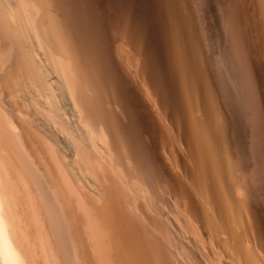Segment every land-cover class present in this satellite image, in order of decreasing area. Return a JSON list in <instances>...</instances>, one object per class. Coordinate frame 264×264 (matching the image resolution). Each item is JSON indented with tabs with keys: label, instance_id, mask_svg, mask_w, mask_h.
Returning <instances> with one entry per match:
<instances>
[{
	"label": "bare ground",
	"instance_id": "6f19581e",
	"mask_svg": "<svg viewBox=\"0 0 264 264\" xmlns=\"http://www.w3.org/2000/svg\"><path fill=\"white\" fill-rule=\"evenodd\" d=\"M261 1L259 12L255 13L261 15L259 21L264 30V1ZM79 2L0 0V264H171L173 251L168 254L169 258L164 254L166 250L163 255L158 247L163 237H159L158 241L156 235L160 236V232L163 234L166 225L168 230L165 232L168 231L170 239L176 236V232L178 235L183 233L177 231L178 222L172 213L177 207L182 209L177 208L178 211H185L183 215L186 213L191 217L192 223L195 222L193 224L198 227L200 235L203 234L200 238L205 239L204 235L214 236V242L210 240L215 245L212 250L193 249V244L187 247L194 251L190 258L193 264H264V199L261 201L263 196H257L254 179L247 178L250 163L245 164L240 132L235 125L227 122L226 116L232 110V104L228 105L227 89L231 88L229 83L226 88L223 81L224 62L217 54V39H212L211 27L205 18V8H200V0H140L138 4L144 13L139 11L137 16L131 17L124 11L133 1L122 0L119 1L122 15H118L116 23L117 40L125 44L133 56L130 60L133 63V77L145 83L149 89L152 106L146 107L141 100L137 105L145 111L147 108L154 118L149 124L156 131L152 129L151 132H159L160 125L157 126L156 120L160 116L164 119L165 124L161 121L159 124L166 125L172 139H164L166 145L163 148L167 151L162 149L169 156L163 153L170 157L171 165L176 163L179 166L181 170H178L182 171L188 183L175 176L173 171L177 170L176 166L175 170L172 166L171 171L170 163L163 159L168 158L160 152L162 141L158 138V132L154 141L148 138L150 136L146 138L150 140L149 144H153L151 154L149 151L145 157L148 166H151V171L146 172L150 173L148 176L143 170L144 164H141L145 160H137L136 150L128 146L132 143L130 140L128 143L127 138L132 137L124 136L126 140L122 138L125 134L128 136L129 129L133 127L126 129V133L123 128L127 126L125 123L122 126L125 134H122L121 126L116 123L119 119H113L111 113L113 117L105 115L103 108L106 104L104 107L100 99H108L106 97L109 95L106 93V96L105 92L110 86L114 87L115 82L116 86L117 81H114L112 68L100 70L99 65L105 67L110 61L99 49L102 44L98 47V37L93 36L94 33L97 35L93 22L90 23L93 33H88L89 22L83 20L82 12L85 10L80 11ZM235 3L238 5L235 1L230 2L232 5ZM243 4L239 5L244 7L246 4ZM251 4L248 2L247 6ZM192 5L195 11L199 9L196 13L204 16L203 25L202 20L200 26L198 22L195 24L196 13ZM242 7H239L241 11ZM229 8V12L235 9ZM237 13H233L232 18L230 16L233 14H229L228 20L233 21ZM244 13L241 14L248 17L246 11ZM142 15L147 20L141 18ZM254 15L250 18L258 20ZM133 17L135 20L131 24ZM142 20L147 21V25ZM251 23L239 24L247 31L243 34L241 32L244 31H239L242 36L247 34L250 37L249 33L253 30L248 24L255 27L258 22ZM231 24L228 23L229 27ZM246 25L252 31L246 30ZM145 30H149V38ZM263 30L260 41L264 39ZM255 34L253 32L252 39L248 40L254 42ZM245 40L247 38L243 43L248 49ZM146 42H150V51H153L151 61L146 55ZM243 43H240L241 47ZM251 47L250 50L254 52V46ZM260 48L264 51L263 47ZM244 49L238 51L243 50L244 55ZM261 54L264 55V52ZM127 73H121L123 82H126ZM112 81L114 84H111ZM122 109L126 114L128 108L126 110L122 106ZM128 118L129 122L133 119ZM134 121L138 124L137 120ZM68 135L75 138L72 144H69ZM180 173L179 177L182 175ZM131 179H137L142 184L141 188L145 185L150 194L161 187L165 194V201H161V204L165 202L167 208L164 213L161 211L165 227L153 215L157 212L150 210L146 213L140 198H137L135 185L139 184ZM131 181L135 192L131 191ZM89 186L91 193L87 194L85 192ZM143 191L146 192V189ZM165 207L161 205L158 208ZM158 214L159 217L162 215L160 212ZM181 228H184L185 234L187 226ZM168 233H164L165 236Z\"/></svg>",
	"mask_w": 264,
	"mask_h": 264
},
{
	"label": "rangeland",
	"instance_id": "374dc122",
	"mask_svg": "<svg viewBox=\"0 0 264 264\" xmlns=\"http://www.w3.org/2000/svg\"><path fill=\"white\" fill-rule=\"evenodd\" d=\"M80 1V0H79ZM78 0H77V2H79ZM106 1H108V3L106 2ZM111 1V2H110ZM119 1L121 2L122 0H85V2H84V0H83V2H82V0H81V2H79L80 3V11H83V10H85V12H86V14H85V12L83 11L82 13L84 14V19L83 20H85L86 22H89L88 24V26L91 28V24L90 23H92L93 25V28H94V30H96L95 32H97V35H95L96 33H94V35L93 36H96V37H98V41H100V42H98V47L100 46L99 44L101 43L102 44V46H100V48L99 49H102L103 50V54H105L104 56H106V58L108 59L109 58V61H110V64L111 65H113V67L111 66V67H108V65H110V64H108L107 62L108 61H106V65H105V67H103L104 65L102 64V66L101 65H99L100 66V70L101 69H103V71L107 68H109V70L112 68V73L113 74H115L114 75V77H115V80L114 81H117V85L115 86V84H116V82H115V84H114V82L112 81L111 82V84H114V87H112V86H110V88H109V90L108 91H106L105 92V95H106V93L109 95V96H107L106 98H108L109 100H111V101H109L108 103H107V101H108V99H106V100H104V98L103 99H100L101 101H103V105H104V107H105V104H106V107L105 108H103L104 110H105V115L106 116H108V118L111 116V117H113L111 114H113L114 115V117H113V119L114 118H116L115 120H118V122L116 121V123H118L117 124V126H121V128H122V126L123 125H126L125 123H127V126H124L123 128L125 129V131H126V129H129V128H132V129H129L130 131H128V136H127V134H125V131H124V133H123V128L121 129V131H122V134H125V135H123L122 136V138H125L124 136H126V138L127 137H132V138H127V142H128V140H130V142L133 144H128V146H130L131 148H133V150L135 151V153L137 154L136 155V157H137V160L139 159V161L141 160V161H144L143 163L141 162V164L143 165H141L144 169L143 170H145V173L146 172H150L151 171V166H148L149 165V163L147 162V160H146V154H148L149 153V151H150V154H151V152H152V150L150 149V148H152V146L151 145H153V144H149V141L146 139L148 136H150V137H148L149 139H151L152 138V141H154L153 140V138L155 139L156 137V133L158 132H156V133H153V132H155L156 130V128L154 127V126H151L150 124H151V120H153L154 118H152L151 117V115H150V111L146 108V111L144 110V108H141V107H139L137 104H138V102H139V100H141V102L146 106V107H151L152 105V103H151V99L149 98L150 96H149V89H148V87H147V85H145V83L143 84L142 82H140L139 81V79L138 78H135V77H133L134 76V70H133V63L132 62H130V60H131V58H133V56L131 55V50L128 48V47H126V45L125 44H122L121 42H120V40H117L118 38L117 37H119V35L117 34V28H116V23H117V18L119 17V16H121L120 15V13H122V10L120 9V3H119ZM124 1V0H123ZM131 1H133V2H131V4H129L130 6H128V8L124 11V12H126L127 13V15H129L130 17L132 16V15H138L140 12L139 11H141V8H140V5L138 4L139 3V1L140 0H131ZM190 1V0H189ZM239 2L240 0H200V4H201V9L202 8H205L204 9V11H205V18H207V24L211 27V36H212V39L215 41L216 39V41H217V54L220 56V58L222 59V61L224 62V68H225V76H222V78L224 77V79H223V81H224V83H226V88H228L227 87V85H228V83H229V87L231 88H229L230 90H228L227 89V98H228V101L230 102H228V105H231L230 106V108L232 109V110H236V112H234V111H232L229 107H228V112H230V110H231V112L230 113H228L227 114V122H228V124L229 125H235V128H236V130H239V132H240V139H241V144H242V146L241 147H243V151H242V153H243V155H244V158H245V164H247V162H249L248 164V174H247V178H250L251 179V177L254 179V180H252L253 181V183L254 182H256V183H254L255 184V186H256V188H257V196H258V194H259V198L260 197H262V199H260L261 201H263V199H264V195H262V194H264V189H262L264 186V109H262V108H264V106H263V103H264V99H263V97H264V71H263V69H264V66H263V63H264V61H262V60H264L263 58H264V55L263 54H261V53H263L264 51H263V49H261L260 47H263L264 48V39L262 38V40L260 41V36L261 35H263V33L261 34V31L263 30L262 29V26H260L261 24H260V21H259V19H260V14L257 16L256 15V13L257 12H259L258 11V8H259V6L258 5H261V3H262V1L261 2H259V0H258V2H257V0L255 1V2H253L254 0H241L242 2H244V4H243V6L245 7H242V6H240L241 4H242V2L241 3H238V5L235 3L234 5H232V4H230V2L231 3H233V2ZM264 1V0H263ZM71 2L73 3V2H75V0H71ZM114 2V3H113ZM137 2V3H136ZM202 2H204V3H202ZM245 2H247V3H245ZM248 2H249V4L250 3H255L254 4V6L252 5H250L249 7L247 6L248 5ZM78 3V4H79ZM133 3V4H132ZM194 3V2H193ZM136 4H138L137 6H136ZM240 4V5H239ZM209 5V6H208ZM229 5H232V6H229ZM126 6V5H125ZM193 6V11H194V13H196V11H198L199 9H197L196 11H195V9L196 8H194V5H192ZM196 6H197V3H196ZM142 7V6H141ZM229 7H232V8H235V9H233V11H231L230 10V12H229ZM237 7V8H236ZM239 7H242V11H241V8H239ZM251 7V8H250ZM84 8V9H83ZM87 8V9H86ZM89 8V9H88ZM227 8H229V9H227ZM240 9V12H239V9ZM248 8V9H247ZM257 8V9H256ZM81 9H83V10H81ZM133 9V10H132ZM136 9H138L137 11H136ZM249 9H252V10H250V13L251 14H249ZM108 10V11H107ZM119 10V11H118ZM129 10V11H128ZM238 12H236V11ZM246 11V14H248V17H247V15H246V18H245V11ZM254 10V11H253ZM89 11V12H88ZM133 11V12H132ZM135 11V12H134ZM204 11H203V13H204ZM248 11V12H247ZM253 11V12H252ZM255 11H256V13H255ZM113 12V13H112ZM141 12H143L144 13V10H142ZM228 12H229V14H236L237 13V16L235 15V17H237L236 19H235V17L232 19L233 21H231L230 22V20H228ZM232 12V13H231ZM115 13V14H114ZM130 13H131V15H130ZM137 13V14H136ZM241 13H244V15H242ZM255 14L254 16H255V18L257 19L258 18V20H255L254 19V17H251V18H253V19H251L250 18V16H253V14ZM234 14L232 15V16H230V18H232L233 16H234ZM92 15V16H91ZM115 15V16H114ZM119 15V16H118ZM144 15V14H143ZM143 15H142V17L141 18H146V16H144L143 17ZM226 15V16H225ZM239 16V17H238ZM244 16V17H243ZM193 17H194V15H193ZM200 17V18H199ZM145 18H144V20H145ZM248 18H250V20L252 21V23H251V21L250 20H248ZM263 18V17H262ZM89 20L90 19V21H87V20ZM194 21H195V24L198 22V24L197 25H199L200 24V22H201V20H202V24L201 25H203V22H204V16L202 17V16H200L198 13H196V15H195V17H194ZM237 19H243V20H241L242 22H243V24L245 25L246 24V22L248 23H251V24H255V23H259V25H258V23L256 24L257 26H258V28H261V29H259L258 30V28H256L257 26L255 25V27L253 26V25H250V24H248L251 28H252V30H251V28H249V26L247 27V25H246V30H249V31H252L251 33L253 34V32L254 33H256L255 35H254V38H253V41L254 42H251V39H252V34L251 33H249L250 34V37H247L248 35L246 34V35H244V36H242V34L243 33H245V32H247V31H245V30H243L242 29V26H240V25H242V22L240 21V20H237ZM111 20H113V22L111 21ZM134 17H133V22L131 23V24H133L134 23ZM144 20H142V21H144ZM146 20H147V18H146ZM238 21V23H237V21ZM236 21V22H235ZM221 24H220V23ZM232 22H234L233 24H231ZM240 22V23H239ZM255 22V23H254ZM113 24V25H110V24ZM143 23H147V21H144ZM205 23V22H204ZM228 23L229 24H231L230 25V27H229V25H228ZM85 24V23H84ZM144 24V25H145ZM236 24H238V25H236ZM240 24V25H239ZM134 25H136V24H134ZM147 25V24H146ZM233 25V26H232ZM86 27L87 29L89 28V27ZM200 26V25H199ZM208 26V27H209ZM239 26H240V28H239ZM260 26V27H259ZM111 27H113V28H111ZM90 28L88 29V33H90L91 31V33L90 34H92L93 33V28H91V30H90ZM97 28V29H96ZM236 28H239V29H236ZM241 30L242 31H244V32H241ZM90 31V32H89ZM146 31V30H145ZM213 31V32H212ZM230 31V32H229ZM239 31L242 33H239ZM258 31H260V33H258ZM264 31V30H263ZM237 33L238 34V36H239V38H238V36H236L234 33ZM146 33H147V38H149V30H147L146 31ZM114 34H115V37H116V35H117V37L115 38L114 37ZM230 34V35H229ZM241 34V35H240ZM258 34H260V35H258ZM258 35V36H257ZM103 36V37H102ZM214 36V37H213ZM232 38H231V37ZM234 36H236V37H234ZM246 36V37H245ZM258 37V38H255V37ZM100 37V38H99ZM229 37V38H228ZM264 37V36H263ZM235 38V39H234ZM244 38H247V40H245V43L247 42V48L248 49H246V46L244 45ZM248 38H251V39H249L248 40ZM219 39V40H218ZM240 39V40H239ZM257 39H259L258 41H259V43H258V41H257ZM234 40H235V42L236 43H238V41H239V44H236L237 46H238V50L239 49H244V47H245V49H244V55H246V56H244V55H242L243 53V50H240V51H238L237 50V46L235 45V42H234ZM105 41V42H104ZM110 42V43H109ZM220 42V43H219ZM231 42V43H230ZM232 42H234V43H232ZM243 43V47H241L242 46V44H240V43ZM147 44H146V55H147V57H149V60H150V58L153 56V51H150V49H151V44H150V42L148 43V42H146ZM248 43H250V44H248ZM118 44V45H117ZM233 45L232 47H233V49H231L232 47H230L231 45ZM255 44V45H254ZM149 45H150V47H149ZM241 45V46H240ZM250 45V46H249ZM256 45H258L257 46V48H255L256 47ZM219 46L221 47L220 49H221V51H220V49H218L219 48ZM236 46V47H235ZM251 46H254V48H255V50H257V51H255L254 50V52H255V55L253 54L254 52H253V50H250L252 47ZM126 47V48H125ZM230 47V48H229ZM239 47H241V48H239ZM250 47V48H249ZM259 47V48H258ZM110 48V49H109ZM149 48V49H148ZM253 48V49H254ZM108 49V50H107ZM235 49V50H234ZM260 49V50H259ZM104 50H107V51H104ZM110 50V51H109ZM246 50V51H245ZM247 50H249V51H247ZM150 51V52H149ZM237 53H236V52ZM242 51V52H241ZM251 51V52H250ZM259 51V52H258ZM262 51V52H261ZM247 52V53H246ZM249 52V53H248ZM257 52V53H256ZM261 52V53H260ZM129 53V54H128ZM147 53H149V54H147ZM241 53V54H240ZM221 54V55H220ZM237 54V55H236ZM248 54H249V56L250 57H252V58H250V57H248ZM257 54H259V55H257ZM236 55V56H235ZM257 55V56H256ZM112 56V57H111ZM131 56V57H130ZM238 56V57H237ZM242 56H243V60H241L242 59ZM262 57V59H261V57ZM111 57V58H110ZM125 57H127V58H125ZM130 59H129V58ZM245 57H247V59H248V61H247V59L245 58ZM258 57H260V59L258 58ZM105 58V57H104ZM124 58V59H123ZM237 58V59H236ZM241 58V59H240ZM246 60H245V59ZM126 59V60H125ZM151 60H152V58H151ZM150 60V61H151ZM240 60V61H239ZM257 60L259 61V62H257ZM242 61H243V63H242ZM256 61V63H253V62H255ZM261 61V62H260ZM241 62V63H240ZM248 62V63H247ZM128 63V64H127ZM130 63H132V64H130ZM237 63V64H236ZM232 64V65H231ZM243 64H245V65H243ZM255 66H254V65ZM257 64V65H256ZM259 64V65H258ZM122 65V66H121ZM118 66V67H117ZM129 66V67H128ZM254 66V67H253ZM102 67V68H101ZM127 67V68H126ZM241 67V68H240ZM244 67H248V68H244ZM250 67H252V68H250ZM130 68V69H129ZM242 68H244V69H242ZM250 68V69H249ZM258 68V69H257ZM259 68H260V70H259ZM247 69H248V71H247ZM257 69V70H256ZM125 70V71H124ZM250 71V72H249ZM258 71V73H254V72H257ZM263 71V72H262ZM120 72V73H119ZM126 72H128L127 73V75H126V77H125V81L126 82H123L124 80H122V76H123V74L124 73H126ZM245 72V73H244ZM253 72V74L255 75L256 74V77L254 78V75L252 74L251 75V73ZM121 73H123L122 75H121ZM226 73H227V75H226ZM119 75V76H118ZM223 75H224V71H223ZM225 77H226V79L228 80H225ZM252 77H253V79H252ZM258 77H260V80L258 79ZM135 78V79H134ZM255 79V80H254ZM257 79H258V81H257ZM118 80H120V81H118ZM135 80H137V81H135ZM257 81V82H256ZM135 82V83H134ZM248 82V83H247ZM252 82V83H251ZM121 83V84H120ZM126 83L128 84L127 85V87H126ZM119 84V85H118ZM138 84V85H137ZM120 85H122V86H120ZM261 85V86H260ZM260 86V87H259ZM115 87H118L119 89H117V88H115ZM144 87V88H143ZM259 87V88H258ZM139 88V89H138ZM129 89V90H128ZM135 89V90H134ZM146 89V90H145ZM118 90V91H117ZM253 90V91H252ZM111 91H113L112 93L114 94H112V93H110ZM121 91H124V92H121ZM146 91V92H145ZM228 92H230V93H228ZM119 95H118V94ZM123 93V94H122ZM254 93V94H253ZM123 96H122V95ZM139 94L140 95H142V96H140L139 97ZM117 97H116V96ZM120 95L122 96V97H124V98H122V97H120ZM144 95V96H143ZM147 95V96H146ZM232 95H234V96H232ZM256 95V96H255ZM255 96V97H254ZM260 96V97H259ZM262 96V97H261ZM105 97V96H104ZM113 97H114V99H113ZM120 97V98H119ZM138 97V98H137ZM141 97H143V98H141ZM232 97V98H231ZM241 97H243V98H241ZM248 97V98H247ZM136 98V99H135ZM149 98V99H148ZM262 98V99H261ZM125 99V101H124V103H123V100ZM129 99V100H128ZM231 101H230V100ZM132 100H133V102H132ZM233 100H234V102H233ZM261 100V101H260ZM263 100V101H262ZM117 101H119V102H117ZM131 101V102H130ZM127 102V103H126ZM255 102V103H254ZM257 103V104H256ZM236 104V105H235ZM128 105V106H127ZM130 105H131V107H132V109L130 108ZM151 105V106H150ZM259 105V106H258ZM122 106L123 107H125L126 108V110H127V108H128V112H129V110H132V111H130L132 114H130V112H129V118H128V114H127V111H125V113L126 114H124V110L122 109ZM136 106H137V108H136ZM237 106V107H236ZM259 108H258V107ZM235 107H236V109H235ZM120 108H121V110H120ZM246 108V109H245ZM248 108V109H247ZM258 109V110H257ZM114 110V111H113ZM144 110V111H143ZM144 113H143V112ZM252 111V112H251ZM256 111V112H255ZM261 111V112H260ZM136 112V113H135ZM142 114H141V113ZM145 112H147V113H145ZM111 113V114H110ZM136 115H135V114ZM149 113V114H148ZM235 113V114H234ZM145 114V115H144ZM148 114V115H147ZM231 114V115H230ZM127 115V116H126ZM134 115H135V117H137V119L134 117ZM230 115V116H229ZM233 115H235V116H233ZM242 115V116H241ZM115 116H117V117H115ZM133 117V119L134 120H137L138 121V124H139V126L141 125L142 127L140 128L139 126H138V124H137V122L136 121H134L131 117ZM142 116V117H141ZM150 116V117H149ZM153 116V115H152ZM231 117V119L229 118V117ZM247 117H248V119H247ZM263 117V118H262ZM127 118L129 119V120H131V122H129L128 120H127ZM157 118V117H156ZM155 118V119H156ZM237 118V119H236ZM242 119V121H241V119ZM143 119V120H142ZM160 119V120H159ZM159 119H157L156 121H158L156 124H157V126H159L160 125V128H159V132H160V134H159V132H158V138L159 139H161L160 141H162L161 142V145H159L161 148V150L162 151H160V152H162V156H164L165 155V151H167V149L166 148H163V145H166V141L164 142V139H166V138H171V135H170V133H169V130H168V128L166 127V125L164 126V124H165V122H164V119L162 120V117L160 116V118ZM140 120V121H139ZM142 120V121H141ZM150 120V121H149ZM119 121H120V123H119ZM129 122V124H130V126H128L129 124H128V122ZM132 121H134V122H136L135 124H137V126H135V124H134V122H132ZM155 121V122H156ZM164 122V124H162V123H160L159 124V122ZM252 121V122H251ZM124 122V123H123ZM140 122V123H139ZM235 122V123H234ZM246 122V123H245ZM123 123V124H122ZM133 123V124H132ZM147 123H148V125H147ZM150 123V124H149ZM161 125H162V127H161ZM116 126V127H117ZM132 126V127H131ZM250 126V127H249ZM119 127H117V129H119L120 130V128ZM135 127V128H134ZM149 127V128H148ZM245 127V128H244ZM247 127V128H246ZM145 128V129H144ZM167 128V129H166ZM154 131H153V130ZM246 129H248V130H246ZM153 131V132H151V131ZM164 130V131H163ZM165 130H166V134L164 133L165 132ZM148 131H149V133L150 134H148ZM162 131H163V133H162ZM243 131H244V133H243ZM130 132V133H129ZM132 132V133H131ZM120 134H121V132H119ZM126 133H127V131H126ZM141 133H143V134H141ZM121 134V135H122ZM161 134H162V136H163V138H162V136H161ZM168 134H169V136H168ZM239 134V133H238ZM245 134V135H244ZM242 135V136H241ZM71 135H68V137H67V139H68V141L70 142L69 144H72L71 142H72V139H75L74 137L72 138V136L70 137ZM144 136V137H143ZM154 136V137H153ZM160 136H161V138H160ZM165 136V137H164ZM167 136V137H166ZM137 140H135L134 138ZM126 138H125V140H126ZM142 138V139H141ZM141 139V140H140ZM172 139V138H171ZM245 139H246V141L248 142V144H247V142L245 141ZM139 140V141H138ZM148 141V142H145V141ZM135 141V142H134ZM168 142V141H167ZM243 142V143H242ZM260 142V143H259ZM129 143V142H128ZM136 143V144H135ZM141 145H140V144ZM173 143V142H172ZM171 143V144H172ZM251 145H250V144ZM135 144V145H134ZM139 144V145H138ZM145 144H147L146 146H145ZM132 145V146H131ZM248 145V146H247ZM139 146H141V147H139ZM165 147V146H164ZM167 148L169 147V146H166ZM247 147H249V148H247ZM138 148V149H137ZM166 149L165 151L163 150V149ZM159 149V148H158ZM141 150H143V151H145L144 153L141 151ZM148 150V151H147ZM245 150V151H244ZM133 151V152H134ZM140 152V153H139ZM163 152H165V153H163ZM246 152V153H245ZM134 153V154H135ZM245 153V154H244ZM167 154V156H169L168 155V153H166ZM252 154V155H251ZM130 155H133V154H130ZM141 155V156H140ZM149 155V154H148ZM250 155V156H249ZM140 156V157H139ZM166 156V155H165ZM164 156V157H165ZM166 156V157H167ZM258 156V157H257ZM254 157V158H253ZM141 158V159H140ZM168 159H166V158H163V159H165L167 162H169L170 164V170L171 171H173V170H175V164L173 163L172 165H171V163H172V161L171 160H169V158L170 157H167ZM247 158H248V160H247ZM144 159V160H143ZM252 162H251V161ZM167 162H166V164H167ZM145 163L147 164V166L145 165ZM138 164H139V162H138ZM259 166H258V165ZM257 165V166H256ZM173 166V167H172ZM146 167V168H145ZM173 168V170H172V168ZM178 167V168H177ZM262 167V168H261ZM148 168V169H147ZM176 169L177 170H175V171H173V173L175 174V176H177L183 183H188L187 181V178L186 177H183V176H185L183 173H182V171H180L181 169L179 168V166L177 165L176 166ZM178 169H180V170H178ZM254 169V170H253ZM258 169V170H257ZM260 169V170H259ZM181 172L182 173V175L180 176V177H182V179L178 176L179 174V172ZM257 171V172H256ZM176 172H177V174H176ZM180 173V174H181ZM137 174V173H136ZM148 176H150V173H146ZM256 174V175H255ZM146 175V176H147ZM261 175V176H260ZM183 178H186V180L185 179H183ZM261 179H263V180H261ZM131 180H136L137 181V184H139V185H135V188H136V192H137V198H140V204L142 205V207L146 210V213L148 214L149 212H150V210H152V211H154V212H157V214H153V212L151 211V213H150V215L151 214H153L156 218H158V220H159V224H161L162 222L164 223V224H162L161 226L162 227H165V221H163L162 220V218H163V213H164V211L167 209L165 206V202H162V204H161V201H165V197H163V195H165L164 194V192H163V190L161 189V187L160 188H158V189H155L154 191L156 192V194H155V192H152L151 194H150V192H148L149 190L147 189V187L146 188H144V186L141 188V186H142V184H140L139 183V181L137 180V179H131ZM133 181H131V184L133 183ZM136 181H134V183L136 182ZM263 183H262V182ZM152 182V181H151ZM260 182V183H259ZM130 184V183H129ZM261 184V185H260ZM134 184H132L131 186H132V190L131 191H133V192H135L134 191V186H133ZM88 188H91V186H89V187H87V189ZM144 188V189H143ZM261 188V189H260ZM86 189V190H87ZM146 189V192L145 191H143V190H145ZM160 189V190H159ZM85 190V191H86ZM90 189H88V191L87 192H85V193H87V194H89V193H91V190L89 191ZM140 191V192H139ZM158 191H160V192H158ZM145 192V193H144ZM162 192H163V194H162ZM260 192V193H259ZM160 193V194H159ZM262 193V194H261ZM152 195V196H151ZM157 195L158 196V198L156 197L155 198V196ZM161 195H162V197H161ZM261 195V196H260ZM135 196H136V194H135ZM160 196V197H159ZM153 197V198H152ZM257 197V198H258ZM162 198V199H161ZM138 201H139V199H137ZM158 200H160V201H158ZM154 202H157V203H154ZM160 202V203H159ZM264 202V201H263ZM158 204H160L159 206H158ZM155 205V206H154ZM161 205L163 206V207H165V208H158V207H161ZM152 207V208H151ZM156 208H157V210H156ZM178 209H181L180 207H177ZM176 208V213H177V215H178V213L180 214V215H183L182 214V212L184 213L185 211H178V209ZM264 208V207H263ZM182 210V209H181ZM163 213H162V212ZM175 211H173L172 213L174 214L173 216H174V219L176 220V222H178L177 223V225H178V228L179 229H177V231H181V232H183V233H181L180 235H178V232H176V236H173V238H171L170 239V237H168L169 236V233H168V231L167 232H165L166 231V229L168 230V228H167V225H166V229L164 230V228H163V234L164 233H168V235L166 234V236H165V234L163 235L162 234V232H160L161 233V235L159 236V235H156V238H157V240L159 239V237H160V239L162 240H158L159 241V243H158V247L160 248V251L162 252V254H163V252L165 251V256H168V254L170 255L171 254V251H173L172 252V254L170 255V257H171V259H170V261H171V264H187V262H188V264H193V260L191 261L190 260V258L192 259V252L194 253V251H191V250H193L194 248H199V249H206V251H208V250H212L213 249V247H215V245H212L213 243L212 242H214V241H212V240H214L213 238H214V236H210V235H204V237H205V239L204 238H200V237H202L203 236V234L201 233V235H200V231L197 229L198 227L195 225V224H193V223H195V222H191V221H193L192 219H189V218H191L190 216H187V214L185 213L184 215H183V217H180V215H176L175 214ZM161 213L162 215L160 216L161 217V219H159L160 217H159V214L158 213ZM158 215V216H157ZM152 216V215H151ZM154 217V218H155ZM179 218L180 220H182V221H180L179 219H176V218ZM156 218H155V220H156ZM181 218H183V219H181ZM184 218L187 220H185V222H183L184 221ZM190 220V222H189V220ZM158 220H156V222L158 221ZM161 220V221H160ZM179 222H181V223H179ZM186 222H189L190 224L192 223V225H190L189 223L187 224ZM158 223V222H157ZM185 224V226H187V228H189V230L187 229V228H185V234H184V228L182 229L181 227H185V226H183ZM187 224V225H186ZM179 225H180V227H179ZM161 226H159V227H161ZM190 226H192V227H190ZM193 227H195V229L193 228ZM192 229V230H191ZM197 229V230H196ZM159 230V229H158ZM162 230V228H160V230L159 231H161ZM196 230V231H195ZM198 231V233H196V235H195V232H197ZM159 233V232H158ZM157 233V234H158ZM159 233V234H160ZM190 233V234H189ZM188 234H189V236H188ZM193 235V236H192ZM198 235H200L199 237H197ZM162 236V237H161ZM192 236V238H197L196 240H194V239H192V238H189V237H191ZM188 237V238H187ZM213 237V238H212ZM166 238V239H165ZM175 238V239H174ZM181 238V239H180ZM199 238V239H198ZM178 239V241H176ZM184 239H187L186 241L184 240ZM191 239V240H190ZM165 240V241H164ZM167 240V241H166ZM170 240V241H169ZM183 240V241H182ZM189 240V241H188ZM198 240H201V241H198ZM205 240V241H204ZM212 242H211V241ZM173 241H175V242H173ZM180 241H182L181 243H178V242H180ZM196 241H198L199 243L200 242H202V243H198V242H196ZM208 241H210L211 243H209ZM170 243V245L168 246L167 244L168 243ZM177 242V243H176ZM192 242V243H191ZM205 242V243H204ZM244 242H245V244L246 245H248V242L246 241V239H244ZM163 243V244H162ZM173 243H174V245H173ZM185 243V244H184ZM197 244V246H196V244ZM205 244V247H204V244ZM208 243L210 244V245H208ZM182 244V245H181ZM194 246H193V245ZM202 244H203V246H202ZM206 244H207V246H209V247H211L210 249L206 246ZM215 244V243H214ZM164 245V246H163ZM173 245V246H172ZM178 245V246H177ZM180 245V246H179ZM189 245V246H188ZM190 245H192V247L190 246ZM171 246V247H170ZM203 248H202V247ZM168 247V248H167ZM173 247H175V248H173ZM176 247L177 248H179L178 250H180V251H178V250H176ZM181 247V248H180ZM188 247V248H193V249H186V248ZM169 248H172V249H169ZM167 249H168V251H167ZM174 249V250H173ZM184 249V250H183ZM215 249V248H214ZM106 250V249H105ZM176 251V252H175ZM184 251L186 252V251H188V252H190V253H188V252H186V253H184ZM175 252V253H174ZM177 252H179L180 254V256L178 255V253ZM108 253V252H107ZM166 253H167V255H166ZM163 254V255H164ZM189 254V255H188ZM191 254V255H190ZM109 255V254H108ZM108 255H106V256H108ZM174 255H176L175 257H178V258H175L174 257ZM186 255V256H185ZM187 257L186 259H185V257ZM184 257V258H183ZM168 258H169V256H168ZM175 258V259H174ZM184 260H183V259ZM189 258V259H188ZM177 260V261H176ZM182 260V262H180ZM177 262V263H176ZM190 262V263H189ZM192 262V263H191Z\"/></svg>",
	"mask_w": 264,
	"mask_h": 264
}]
</instances>
